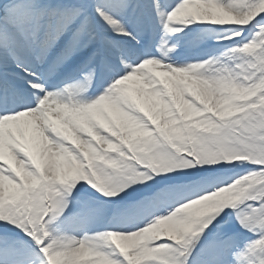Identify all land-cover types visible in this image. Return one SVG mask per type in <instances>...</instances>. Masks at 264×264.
I'll return each instance as SVG.
<instances>
[{"label": "snow or ice", "instance_id": "obj_1", "mask_svg": "<svg viewBox=\"0 0 264 264\" xmlns=\"http://www.w3.org/2000/svg\"><path fill=\"white\" fill-rule=\"evenodd\" d=\"M0 264H264V0H0Z\"/></svg>", "mask_w": 264, "mask_h": 264}]
</instances>
